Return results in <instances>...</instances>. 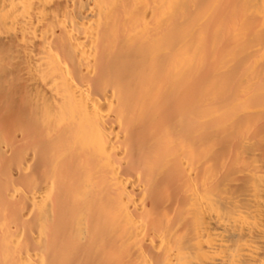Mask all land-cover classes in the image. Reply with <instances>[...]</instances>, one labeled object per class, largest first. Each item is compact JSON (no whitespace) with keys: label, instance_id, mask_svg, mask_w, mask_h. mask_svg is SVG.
Masks as SVG:
<instances>
[{"label":"bare ground","instance_id":"obj_1","mask_svg":"<svg viewBox=\"0 0 264 264\" xmlns=\"http://www.w3.org/2000/svg\"><path fill=\"white\" fill-rule=\"evenodd\" d=\"M0 264H264V0H0Z\"/></svg>","mask_w":264,"mask_h":264}]
</instances>
